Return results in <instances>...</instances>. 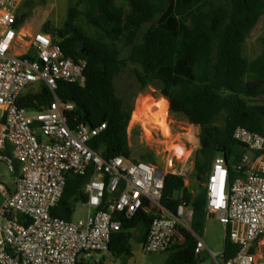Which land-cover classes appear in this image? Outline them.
<instances>
[{
	"label": "built area",
	"instance_id": "2783aa9c",
	"mask_svg": "<svg viewBox=\"0 0 264 264\" xmlns=\"http://www.w3.org/2000/svg\"><path fill=\"white\" fill-rule=\"evenodd\" d=\"M24 1L0 0V162L14 176L12 188L0 181V264H79L96 254L111 253L113 237L123 228L121 216L131 219L140 212L151 219L142 245L145 252L166 253L184 243L187 233L195 235L192 202L183 192L175 210L162 201L168 175L183 178L187 187L195 156L180 146L168 153L160 168L133 158L106 159L94 151L90 143L106 124L70 127L67 115L75 104L56 95L59 83L83 79L87 62L66 58L51 35H24L17 27ZM22 45L27 53L17 54ZM37 83L51 90L52 104L41 111L21 107L19 99ZM234 139L246 149L234 166L238 177L230 183L228 162L218 155L204 188L207 215L229 231L238 251L227 259L224 252H211L198 237L197 264H264V137L239 127ZM88 174L82 189L86 200L81 202L88 208L87 216L72 221L53 216L67 177ZM17 215L24 216L27 224L18 222Z\"/></svg>",
	"mask_w": 264,
	"mask_h": 264
},
{
	"label": "trees",
	"instance_id": "16d2710c",
	"mask_svg": "<svg viewBox=\"0 0 264 264\" xmlns=\"http://www.w3.org/2000/svg\"><path fill=\"white\" fill-rule=\"evenodd\" d=\"M118 1L78 0L62 28L45 25L42 31L60 42L66 58L87 62L81 81L59 83L56 91L61 101L75 104V110L67 115L69 126L106 124L90 143L91 148L106 159L132 158V109L115 86L116 78L132 64L141 90L160 83L170 112L201 128L193 172L197 179L206 182L215 157L223 155L233 183L238 177L234 166L246 152L234 139L236 129L244 127L264 137V51L252 61L243 54L245 43L264 16V0H126L123 6ZM31 4L24 2L25 6ZM82 4L88 8L85 17L97 36L89 35L79 23L82 14L77 6ZM27 18L28 13H18L17 27ZM124 50H129L125 58ZM53 100V93L43 84L39 94L24 93L19 105L41 111ZM6 154L11 155L10 149ZM15 167L18 170L19 164ZM89 177H67L53 216L73 220L76 205L86 200L82 189ZM185 184L183 178L168 175L162 204L175 210L183 192L194 207L191 229L195 235L187 233L184 243L173 246L166 264L199 261L198 237L202 238L208 218L206 191L195 195ZM16 219L27 224L22 215ZM121 219L123 228L114 235L110 252L125 258L132 256L136 232L140 234L137 242L144 244L151 219L143 212ZM237 251L227 231L225 257L231 259Z\"/></svg>",
	"mask_w": 264,
	"mask_h": 264
},
{
	"label": "rangeland",
	"instance_id": "374dc122",
	"mask_svg": "<svg viewBox=\"0 0 264 264\" xmlns=\"http://www.w3.org/2000/svg\"><path fill=\"white\" fill-rule=\"evenodd\" d=\"M26 1V0H25ZM24 1V2H25ZM30 6L24 2L18 13H28V18L22 25L23 33L27 37L42 32L45 25L62 28L67 20L71 7L77 5L78 0H29ZM126 0H119L118 5H125ZM81 12L79 23L91 36H97V31L89 25L85 14L87 6H77ZM30 41L29 38H26ZM264 16L259 25L254 29L243 47L244 56L252 61L264 51ZM24 45V44H23ZM20 46L16 52L20 55L27 53L26 46ZM129 50L123 51V57H127ZM135 66L128 67L115 80V86L119 97H121L128 108L132 109V119L129 126L132 158L135 160L149 161L163 168L170 152H177L180 146L186 148L192 157L200 149L201 128L191 124L186 118L173 115L170 105L161 94L162 85L155 83L145 90H141L134 74ZM43 83H37L25 93L39 94ZM167 103V104H166ZM169 122V123H168ZM159 127V128H157ZM167 134L169 135L167 137ZM172 156V155H171ZM13 174L8 170L4 162H0V181L6 185L13 182ZM205 182L197 179L194 173L187 182V188L195 195L202 192ZM88 214V208L82 203L76 205L73 219H83ZM203 233V240L209 250L215 254H221L225 249L226 231L216 217H208ZM139 233L133 238V253L130 257L118 258L111 253L96 254L92 259L86 260L88 264H166L170 253H149L143 250V246L137 242ZM208 254V253H207ZM209 261L207 262V264Z\"/></svg>",
	"mask_w": 264,
	"mask_h": 264
},
{
	"label": "crops",
	"instance_id": "0c3cea01",
	"mask_svg": "<svg viewBox=\"0 0 264 264\" xmlns=\"http://www.w3.org/2000/svg\"><path fill=\"white\" fill-rule=\"evenodd\" d=\"M17 54H19V52H17ZM167 104V103H166ZM12 185H13V182H12V184L11 185H8L10 188H12ZM2 202H3V199H2V197L0 196V206L2 205ZM208 217H210V216H208ZM208 219V218H207ZM206 228V227H205ZM207 255L206 254H204V257H206Z\"/></svg>",
	"mask_w": 264,
	"mask_h": 264
},
{
	"label": "water",
	"instance_id": "95a60500",
	"mask_svg": "<svg viewBox=\"0 0 264 264\" xmlns=\"http://www.w3.org/2000/svg\"><path fill=\"white\" fill-rule=\"evenodd\" d=\"M78 47H81V44H79V46Z\"/></svg>",
	"mask_w": 264,
	"mask_h": 264
},
{
	"label": "bare ground",
	"instance_id": "6f19581e",
	"mask_svg": "<svg viewBox=\"0 0 264 264\" xmlns=\"http://www.w3.org/2000/svg\"><path fill=\"white\" fill-rule=\"evenodd\" d=\"M169 135L167 134V137H168Z\"/></svg>",
	"mask_w": 264,
	"mask_h": 264
}]
</instances>
